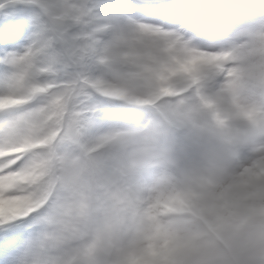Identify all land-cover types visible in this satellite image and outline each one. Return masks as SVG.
Returning a JSON list of instances; mask_svg holds the SVG:
<instances>
[{
    "label": "rangeland",
    "instance_id": "1",
    "mask_svg": "<svg viewBox=\"0 0 264 264\" xmlns=\"http://www.w3.org/2000/svg\"><path fill=\"white\" fill-rule=\"evenodd\" d=\"M149 1L0 0L22 7L26 42L39 33L33 41L47 44L0 51V103L37 92L53 109L27 136L42 149L0 183V219L32 216L37 243L28 253L20 246L16 264H176L189 217L222 222L238 204L208 181L213 202L197 212L205 194L184 181L212 140L229 147L241 198L264 207V0ZM94 2L102 11L93 20L103 23L89 31L100 34L91 67L99 87L81 69L88 50L68 35ZM154 4L167 5L160 16L177 18L186 34L142 30L151 23L130 12ZM50 71L62 86L46 91ZM20 129L0 115L1 141Z\"/></svg>",
    "mask_w": 264,
    "mask_h": 264
},
{
    "label": "clouds",
    "instance_id": "2",
    "mask_svg": "<svg viewBox=\"0 0 264 264\" xmlns=\"http://www.w3.org/2000/svg\"><path fill=\"white\" fill-rule=\"evenodd\" d=\"M261 159L264 160V153ZM235 173L229 147L215 140L208 143L201 161L185 172L188 187L205 194L197 212L213 202L214 190L208 181L217 186L215 191L229 190L238 204L233 214L223 213L222 222L215 215H208L206 225L189 217L175 253L176 264H264V207L241 198Z\"/></svg>",
    "mask_w": 264,
    "mask_h": 264
},
{
    "label": "bare ground",
    "instance_id": "3",
    "mask_svg": "<svg viewBox=\"0 0 264 264\" xmlns=\"http://www.w3.org/2000/svg\"><path fill=\"white\" fill-rule=\"evenodd\" d=\"M180 3L181 1L176 0L174 2V5H171V8L177 7V6H179L180 8L181 6ZM116 4H118L119 6H123L122 1H118ZM152 7H156V9L149 10L148 8L147 9L141 8V10H138V9L131 10L130 12L133 14V18H139L140 20L151 23V24L140 23V27L142 30L157 31V29H163L162 27L159 26L160 24V25H164L163 27H168V30H166L167 33H175L177 34L176 35L177 37L179 36V34H183L180 32H185V29L181 28L180 21L177 18H172L168 15L167 20H164L160 16V10H162L163 8H167L168 7L167 5L159 6L157 4H154ZM89 9H91L92 11L86 14V16H84V18L80 20L81 21L80 23L83 25L80 26L78 24L76 26H72L68 35L71 38L76 39L79 42L80 47L83 50L84 49L88 50L86 52L88 53V55H86V58L83 60L81 69L84 72L85 76L87 75L91 76L93 80H96L97 87H99V82H98L99 80L98 78H96L95 72L91 71V67L93 65L94 60L96 59L94 55L95 53L93 51V48H95V43L92 42V39L97 38V36H100V34L89 32V31L95 30L96 27L100 24L99 22H98L99 24L97 22H94L93 17H94L95 12L102 11V7L99 2H94L90 4ZM25 25H26L27 30L31 27V25H27V24ZM224 32H226L225 29H224ZM104 34L106 35L107 32L103 33L102 35ZM211 34L215 38L218 36L217 31ZM37 35L38 37L40 36L39 33ZM38 37L35 36L34 39H38ZM34 39L28 40L26 42L25 41L26 38H24L22 42V47L24 46V44L27 45L29 42V44L34 43L33 46L37 47L39 51H46L47 49L46 48V45H47L46 37H44V42L38 46H37V43H35L36 41H33ZM22 50L24 54L26 52V47H24V49L22 48ZM44 77L46 78V80H44V82H46V84L44 85V90L53 91L62 86V83L57 79V75H55L51 71L48 72L46 75H44ZM102 87H106V84L102 85ZM48 100H50V98ZM77 102L78 104L75 105L76 106L75 109H78L80 116L83 117L82 112L84 111L86 106L81 104V99H77L76 103ZM83 103L85 104V100L83 101ZM41 111H44L45 113V116L43 117V120L41 123L44 122L45 125L46 123H50V120L53 115V109L51 107V104L50 105L47 104L46 100L43 99V96L40 97L37 92H31L29 95H23L21 97H18L14 103H11L10 101L7 103H3V102L0 103V115H7V114L10 115L12 120H14L15 123L19 124L21 127L20 130L15 132L14 139L12 140V142L8 143L4 140L1 141L2 136L0 135V183H6L10 180L11 174L10 173L7 174L6 169L11 168L13 165L17 164V162H19L21 159L24 160L23 167L26 166L28 163L27 160L29 158V155H33L39 149H42V148H38L36 150H32V148L28 146L29 141H27L29 140V137L27 136L31 134L30 130L34 129L33 125H36L37 121L40 120L42 117ZM83 113L85 115L87 114L85 111ZM91 122L89 121V125H86L88 129L93 128L95 125L94 120H91ZM34 131H38V130H34ZM21 136H23L26 140L24 139L25 141H20L19 138ZM8 157H13V159H6ZM12 160L15 161L14 164H11ZM36 243L37 242L33 239L29 240L27 236L21 242V248L23 249L24 252L28 253L29 244H30V248H32L34 245H36Z\"/></svg>",
    "mask_w": 264,
    "mask_h": 264
},
{
    "label": "snow or ice",
    "instance_id": "4",
    "mask_svg": "<svg viewBox=\"0 0 264 264\" xmlns=\"http://www.w3.org/2000/svg\"><path fill=\"white\" fill-rule=\"evenodd\" d=\"M26 36L27 29L23 22L22 7L13 2L0 8V51L10 44L23 42ZM23 164L24 160L21 159L6 171H17L23 167ZM16 194L18 193H6V195ZM30 223H32L31 215L28 218L16 217L13 220L0 219V264H16L21 242L30 235L31 229L28 227Z\"/></svg>",
    "mask_w": 264,
    "mask_h": 264
},
{
    "label": "trees",
    "instance_id": "5",
    "mask_svg": "<svg viewBox=\"0 0 264 264\" xmlns=\"http://www.w3.org/2000/svg\"><path fill=\"white\" fill-rule=\"evenodd\" d=\"M97 169L94 170V172L96 171Z\"/></svg>",
    "mask_w": 264,
    "mask_h": 264
}]
</instances>
